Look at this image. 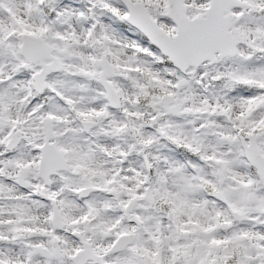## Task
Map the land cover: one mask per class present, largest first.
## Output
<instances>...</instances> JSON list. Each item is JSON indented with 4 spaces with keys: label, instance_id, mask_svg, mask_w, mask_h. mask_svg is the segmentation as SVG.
<instances>
[{
    "label": "snow or ice",
    "instance_id": "snow-or-ice-1",
    "mask_svg": "<svg viewBox=\"0 0 264 264\" xmlns=\"http://www.w3.org/2000/svg\"><path fill=\"white\" fill-rule=\"evenodd\" d=\"M0 264H264V0H0Z\"/></svg>",
    "mask_w": 264,
    "mask_h": 264
}]
</instances>
